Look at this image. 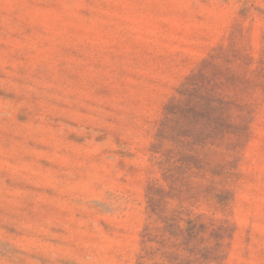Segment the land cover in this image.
Returning <instances> with one entry per match:
<instances>
[{
    "label": "rangeland",
    "instance_id": "374dc122",
    "mask_svg": "<svg viewBox=\"0 0 264 264\" xmlns=\"http://www.w3.org/2000/svg\"><path fill=\"white\" fill-rule=\"evenodd\" d=\"M0 264H264V0H0Z\"/></svg>",
    "mask_w": 264,
    "mask_h": 264
},
{
    "label": "trees",
    "instance_id": "16d2710c",
    "mask_svg": "<svg viewBox=\"0 0 264 264\" xmlns=\"http://www.w3.org/2000/svg\"><path fill=\"white\" fill-rule=\"evenodd\" d=\"M190 79H193V78H190ZM189 86H193L195 87L196 86V83L194 82V79L193 81H191V83L189 84ZM217 96V95H216ZM214 103H217L218 105L222 106L223 105V102L219 99L216 98V100L214 99ZM178 105V104H177ZM169 113L172 114L174 117H176V120L180 119L181 115L179 113V110H178V106H175V107H172L170 110H169ZM223 115H221L222 117ZM215 119H219L218 117H215Z\"/></svg>",
    "mask_w": 264,
    "mask_h": 264
}]
</instances>
